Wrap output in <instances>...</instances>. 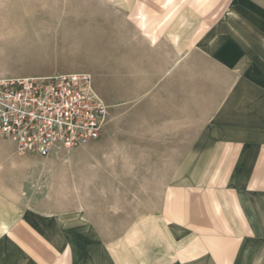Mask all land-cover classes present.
<instances>
[{"label":"rangeland","instance_id":"rangeland-1","mask_svg":"<svg viewBox=\"0 0 264 264\" xmlns=\"http://www.w3.org/2000/svg\"><path fill=\"white\" fill-rule=\"evenodd\" d=\"M257 11L264 0H0V77L88 72L111 111L97 141L46 157H16L0 138V195L17 213L80 221L118 261L135 258L138 199L163 204L166 214L171 205L181 225L186 193L191 201L205 195L219 214L218 200L234 198L223 186L235 160H209L204 176L190 175L184 144L154 138L174 134L164 125L171 94L209 70L198 39L220 22L249 23ZM220 167L229 173H215ZM209 225L211 235L218 223Z\"/></svg>","mask_w":264,"mask_h":264},{"label":"crops","instance_id":"crops-1","mask_svg":"<svg viewBox=\"0 0 264 264\" xmlns=\"http://www.w3.org/2000/svg\"><path fill=\"white\" fill-rule=\"evenodd\" d=\"M259 14L252 12L249 23L236 17L234 23L220 22L198 39L209 70L190 86L185 80L178 98L171 94L164 125L174 134L154 138L184 144L190 175L204 176L209 160H235L230 173L222 166L215 172L229 173L222 189L234 195L218 200L219 214L208 211L205 195L191 201L186 193L181 225L171 219V205L166 214L163 204L138 199L135 258L118 261L80 221L25 208L17 213L11 198L0 195V264H264V13ZM177 128L184 134L176 135ZM9 143L16 157L28 159ZM211 223L218 229L208 235ZM207 238L216 245L208 246ZM177 239L184 245L177 246Z\"/></svg>","mask_w":264,"mask_h":264},{"label":"built area","instance_id":"built-area-1","mask_svg":"<svg viewBox=\"0 0 264 264\" xmlns=\"http://www.w3.org/2000/svg\"><path fill=\"white\" fill-rule=\"evenodd\" d=\"M110 119L88 72L0 77V138L18 153L46 157L90 144Z\"/></svg>","mask_w":264,"mask_h":264}]
</instances>
